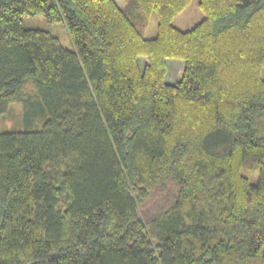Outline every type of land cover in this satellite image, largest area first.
I'll use <instances>...</instances> for the list:
<instances>
[{
  "label": "trees",
  "instance_id": "obj_1",
  "mask_svg": "<svg viewBox=\"0 0 264 264\" xmlns=\"http://www.w3.org/2000/svg\"><path fill=\"white\" fill-rule=\"evenodd\" d=\"M190 2L0 0V264H264V0Z\"/></svg>",
  "mask_w": 264,
  "mask_h": 264
},
{
  "label": "rangeland",
  "instance_id": "obj_2",
  "mask_svg": "<svg viewBox=\"0 0 264 264\" xmlns=\"http://www.w3.org/2000/svg\"><path fill=\"white\" fill-rule=\"evenodd\" d=\"M119 6L123 5V0H114ZM204 18V14L198 7V0H191L189 5L173 19V24L182 30L192 28ZM23 25L26 28H39L48 30L56 35L61 44L70 50L74 49V45L71 41L69 33L63 23H48L42 14H36L34 16H28L23 19ZM157 30V18L155 13H151L147 22L144 24L143 36L150 38L155 36ZM142 62V59H140ZM181 60H167V75L165 77L166 82H175L180 78L178 73ZM142 67V65L140 64ZM261 77L264 78V67L261 69ZM177 78V79H176ZM28 89V87H27ZM31 91V88H29ZM24 102L13 101L10 103L8 111L5 114L0 115V131H13L24 130L27 128H38L41 125L39 117L24 115L25 109ZM247 165V164H246ZM244 165L243 173H249L248 178L251 182H255L258 176L257 172H252L251 168H254V162H251V168ZM153 197L146 203L149 204ZM151 204V203H150ZM149 204V205H150ZM148 205V206H149Z\"/></svg>",
  "mask_w": 264,
  "mask_h": 264
}]
</instances>
